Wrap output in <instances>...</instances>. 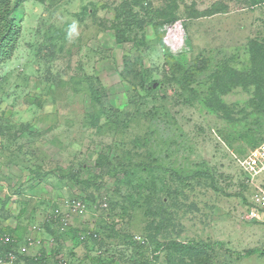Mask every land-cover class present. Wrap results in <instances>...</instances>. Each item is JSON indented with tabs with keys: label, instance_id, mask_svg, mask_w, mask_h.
Instances as JSON below:
<instances>
[{
	"label": "rangeland",
	"instance_id": "1",
	"mask_svg": "<svg viewBox=\"0 0 264 264\" xmlns=\"http://www.w3.org/2000/svg\"><path fill=\"white\" fill-rule=\"evenodd\" d=\"M162 7L175 9L189 54H168ZM12 17L15 48L0 64L4 232L32 236L28 255L44 251L45 264H133L143 240L138 264H264V222L243 218L264 171L250 183L240 164L264 139V63L251 56L264 0H23ZM150 236L199 249L158 250Z\"/></svg>",
	"mask_w": 264,
	"mask_h": 264
},
{
	"label": "trees",
	"instance_id": "2",
	"mask_svg": "<svg viewBox=\"0 0 264 264\" xmlns=\"http://www.w3.org/2000/svg\"><path fill=\"white\" fill-rule=\"evenodd\" d=\"M22 2H23V0H0V64L3 61H5L7 58L10 57V54L13 52V50L15 48L14 42L17 38L18 26H17L15 18L12 17V14L14 13V11H16L20 7ZM174 10L175 9H172L170 7H168V8L162 7V8H160V10H158V14L166 19V22L163 23V27L168 22H174L177 20L178 16L174 12ZM123 14L124 13H122L120 15V17H122ZM142 22H143V20L141 18H137V21L134 20L133 23L141 24ZM131 23L132 22H130L129 18L125 17L123 19V25L124 26L129 27L131 25ZM167 50H168V54L172 57H177V56L179 57V56H182L185 54H189V52H187L188 50H184V51L179 52L177 54H173L169 48ZM251 56H252V59L255 62V64L264 63V41L263 42H257L255 44L254 48L252 49ZM247 79H248L247 82L251 81V82H254L256 85H259V86L261 84L260 80L257 81L255 79V77L252 75L247 76ZM259 94L260 93H258V92L256 93L255 99L257 101H259V98H258ZM260 103L261 104H259V108L262 106V109H263L264 97H262ZM263 140L258 142L254 146V148L257 147ZM251 207H253V205ZM53 219L55 220V222L60 221V217H56V219L53 217ZM69 230H71V228ZM4 233H9V232H6V231L4 232V230L2 232H0V234H4ZM9 234H11V233H9ZM95 236L97 237V235H95ZM89 237L90 236L87 235L83 240L81 239V237H79V238L81 241L86 242ZM96 237L93 236L94 239ZM150 237H152V238H150L151 239L150 243H152V241H155L153 239L154 236H150ZM33 241L35 242V240H33ZM13 242L4 246L3 247L4 250L15 249V248L17 249L19 244H17L16 242H14V243ZM142 242H143L142 244H139V245L134 244V246L132 247V253L130 255V260L133 262V264H138L136 261L139 259L140 253H142L144 251V249H142V248L145 246L146 242H145V240H143ZM155 244H156V249H158V250L165 248V247H174V248H178V249H193V250L199 249L198 244H196V243H193V242L185 243V242H181V241H177V240H174V241H171L168 243H164V244L161 243L160 241L156 240ZM207 245L208 244H206L205 247ZM209 247H210V245H209ZM252 252H253V250H249L247 252V254H251ZM2 257H3V253L1 252L0 253V259ZM19 258L24 260V262L26 264H41V263L45 264V263H43V261L46 258H48V255L43 251V252H41L40 255L37 254L34 256L28 255V253L19 254L17 261H19ZM142 264H145V263H142Z\"/></svg>",
	"mask_w": 264,
	"mask_h": 264
},
{
	"label": "built area",
	"instance_id": "3",
	"mask_svg": "<svg viewBox=\"0 0 264 264\" xmlns=\"http://www.w3.org/2000/svg\"><path fill=\"white\" fill-rule=\"evenodd\" d=\"M163 30L164 32L165 30L167 32V48H169L173 54L186 50V30L179 25V22L174 21L172 23H167L164 25ZM240 164L248 175V181L254 183V180L256 179L255 177L264 171V140L257 147L252 148L247 157L240 161ZM65 204L69 206L68 208L79 212L80 214H83L86 210V203L82 198H79L78 200L72 198ZM245 214V216L243 215V218L248 220L259 219L264 221V187L259 188L257 191L255 206L251 207V209L245 212ZM55 216L58 217V215ZM69 221L68 214L60 218V224L63 228H66L69 225ZM2 231L3 227L0 225V232ZM82 238H85V236H82ZM13 241L14 238L11 234H0V253H3V257L0 259V264H5L7 262L11 264L15 263L18 259V255L20 253H27L28 247L34 244L33 238H29L28 245H24L20 251H16L15 249L2 250V245H8Z\"/></svg>",
	"mask_w": 264,
	"mask_h": 264
},
{
	"label": "clouds",
	"instance_id": "4",
	"mask_svg": "<svg viewBox=\"0 0 264 264\" xmlns=\"http://www.w3.org/2000/svg\"><path fill=\"white\" fill-rule=\"evenodd\" d=\"M75 33H77V25H76V23H73V24L70 26L69 30H68V35H69V37H71V36H72L73 34H75ZM56 215H58V217H60V218L63 217L60 213H58V214H56ZM55 217H56V216H55ZM70 222H71V221H69V224H70ZM59 223H60V221H59ZM68 226H69V225H68ZM68 226H67V227H68ZM60 227H61L62 229H65V228L62 227L61 224H60ZM67 227H66V228H67ZM8 234H9V233H8ZM11 235H12V234H11ZM82 236H85V237H86L87 235H86V234H82V235L80 236L81 239L83 240L84 238H82ZM12 237L14 238L13 235H12ZM29 238H33V237H32V236H28L25 245H28V240H29ZM14 242L17 243V241L15 240V238H14ZM14 242H13V243H14ZM34 244H35V242H34ZM34 244H33V245H34ZM33 245H31V246H33ZM4 246H6V245H2V250H3V251H4V248H3ZM23 246H24V244H20V243H19L18 248H17V249L15 248V250H16V251H20L21 248H22ZM31 246L28 247V250H29V251H30V247H31ZM27 253H28V251H27ZM29 253H30V252H29ZM20 254H26V253H20ZM17 260H18V259H17ZM17 260H16V261H17ZM16 261H15V262H16ZM7 263H8V262H7ZM7 263H5V264H7ZM10 264H11V263H10ZM13 264H14V263H13Z\"/></svg>",
	"mask_w": 264,
	"mask_h": 264
},
{
	"label": "crops",
	"instance_id": "5",
	"mask_svg": "<svg viewBox=\"0 0 264 264\" xmlns=\"http://www.w3.org/2000/svg\"><path fill=\"white\" fill-rule=\"evenodd\" d=\"M262 222H264V221H262ZM7 264H10V263H7Z\"/></svg>",
	"mask_w": 264,
	"mask_h": 264
}]
</instances>
